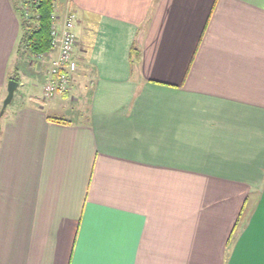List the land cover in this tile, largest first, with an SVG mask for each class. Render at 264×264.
I'll list each match as a JSON object with an SVG mask.
<instances>
[{
    "label": "crops",
    "instance_id": "obj_1",
    "mask_svg": "<svg viewBox=\"0 0 264 264\" xmlns=\"http://www.w3.org/2000/svg\"><path fill=\"white\" fill-rule=\"evenodd\" d=\"M56 2L77 15L59 96L89 104L20 93L0 117V264H264V0ZM20 36L0 0V110L56 55Z\"/></svg>",
    "mask_w": 264,
    "mask_h": 264
},
{
    "label": "built area",
    "instance_id": "obj_2",
    "mask_svg": "<svg viewBox=\"0 0 264 264\" xmlns=\"http://www.w3.org/2000/svg\"><path fill=\"white\" fill-rule=\"evenodd\" d=\"M32 1L35 2V5H38V0ZM56 1L57 0H54L55 7L57 4ZM26 8H28V5H26ZM52 18L53 24L50 50L48 52L31 54L33 60L43 62L48 61L50 54L56 51V55L49 60L50 63L43 86V91L47 98H52L68 91L71 86L73 75L78 67L74 56L76 44V13L70 10L66 14L62 24L58 22L55 13Z\"/></svg>",
    "mask_w": 264,
    "mask_h": 264
},
{
    "label": "trees",
    "instance_id": "obj_3",
    "mask_svg": "<svg viewBox=\"0 0 264 264\" xmlns=\"http://www.w3.org/2000/svg\"><path fill=\"white\" fill-rule=\"evenodd\" d=\"M13 2L21 17L18 54L23 56L26 53L31 55L33 53L48 52L52 40V16L55 13L54 0H38V5H35L32 0H13ZM26 5H28V8H26ZM140 55V48L136 44L133 45L131 48L132 61L136 62ZM14 79L19 80V77L15 75Z\"/></svg>",
    "mask_w": 264,
    "mask_h": 264
},
{
    "label": "rangeland",
    "instance_id": "obj_4",
    "mask_svg": "<svg viewBox=\"0 0 264 264\" xmlns=\"http://www.w3.org/2000/svg\"><path fill=\"white\" fill-rule=\"evenodd\" d=\"M25 59V57H24ZM23 59V60H24ZM32 62H36L37 60H33V58L31 57L30 59ZM29 68H32V66H29ZM24 68L22 67L20 70H19V74H20V77H24ZM19 81V80H17ZM38 81V80H37ZM38 86L35 87V86H31L29 88V86H20L16 92H15V97L12 101L11 104L15 103V101L17 100L18 96L20 95V93H23L25 95V98H27V100L30 98V95L33 96V102H38V103H41L43 104L45 107L48 108V104H49V101H52L54 100L53 102H57V105H53V108L52 110H50L51 114L52 115H59L60 117H67V118H72L74 120H80L82 118H84L83 116V112L85 110V108L88 106L89 104V96L86 94L81 98V96L79 94H81L80 92H87L86 89H88L90 87V85H81V87H79L77 89V92H76V97L77 96H80V99L79 100H72L71 98H68V99H65L64 100V97L62 96H59L60 94L52 97V98H47L44 94V91H43V87H42V84L40 81L37 82ZM44 85V84H43ZM8 86V85H7ZM83 86V87H82ZM65 93V92H64ZM57 100V101H56ZM48 102V103H47ZM11 104H9L7 110H9V108H11ZM7 111L5 113V115L2 117L1 119V122H3V120L5 119V116H6Z\"/></svg>",
    "mask_w": 264,
    "mask_h": 264
},
{
    "label": "water",
    "instance_id": "obj_5",
    "mask_svg": "<svg viewBox=\"0 0 264 264\" xmlns=\"http://www.w3.org/2000/svg\"><path fill=\"white\" fill-rule=\"evenodd\" d=\"M19 86V81L16 79H10L8 82V93L7 96L5 97L2 108L0 110V117L4 114L6 107L12 102V99L14 97V93Z\"/></svg>",
    "mask_w": 264,
    "mask_h": 264
}]
</instances>
